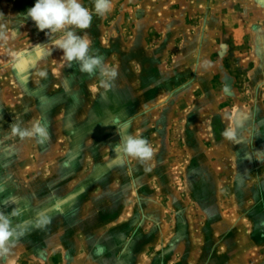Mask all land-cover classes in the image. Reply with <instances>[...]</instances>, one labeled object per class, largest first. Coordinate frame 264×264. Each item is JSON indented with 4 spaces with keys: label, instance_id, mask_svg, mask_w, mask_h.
I'll return each instance as SVG.
<instances>
[{
    "label": "rangeland",
    "instance_id": "1",
    "mask_svg": "<svg viewBox=\"0 0 264 264\" xmlns=\"http://www.w3.org/2000/svg\"><path fill=\"white\" fill-rule=\"evenodd\" d=\"M17 1L0 0V23H11L0 25V106L6 119L14 114L0 121V198L20 199L14 223L40 212L50 222L39 236H21L6 264H68V180L75 186L99 164L106 198L118 193V129L154 149L146 186L153 253L167 250V264H264V0H113L85 30L119 70L106 93L98 77L50 51ZM16 109L22 126L48 125L47 143L11 136Z\"/></svg>",
    "mask_w": 264,
    "mask_h": 264
},
{
    "label": "crops",
    "instance_id": "2",
    "mask_svg": "<svg viewBox=\"0 0 264 264\" xmlns=\"http://www.w3.org/2000/svg\"><path fill=\"white\" fill-rule=\"evenodd\" d=\"M35 2L36 0H18L16 9L18 12L29 9ZM2 22L0 25L11 24L8 20ZM11 37V41H16L18 51V28ZM16 73L19 77L18 70ZM17 81L19 84V80ZM16 112V121H19L18 110ZM4 115L0 106V121L7 118ZM11 120H14V114L6 119L7 122ZM99 166L98 164L94 174H83L75 186L70 185L71 180H68V264H83L82 259L86 257L90 259L91 264H167V250L152 252L153 235L158 231L149 223L152 213L147 205L152 198L148 197L146 186L152 171L147 168V162L140 164L136 160L131 161L130 158L129 161L122 162L119 157V161L112 167L114 186L119 191L107 198L103 188L105 168ZM69 186L72 188L69 189ZM124 192L128 198L122 196L121 193ZM106 199L118 203L105 206ZM19 200L13 194L11 197L7 195L5 199L0 198V210L7 212L10 207L18 205ZM126 201L132 203L128 209L123 207ZM32 229V233L28 231L25 233L33 236L42 233L37 227ZM94 246H97L96 252L88 255L87 251ZM74 250H80L81 254L72 252ZM149 250L151 252L146 254ZM142 252L145 257L140 261L138 253ZM176 264L187 263L184 258H178Z\"/></svg>",
    "mask_w": 264,
    "mask_h": 264
},
{
    "label": "clouds",
    "instance_id": "3",
    "mask_svg": "<svg viewBox=\"0 0 264 264\" xmlns=\"http://www.w3.org/2000/svg\"><path fill=\"white\" fill-rule=\"evenodd\" d=\"M92 7H86L83 0H36L34 6L27 10L26 18H31L36 28L49 38L52 48L63 52L62 59L71 67L77 64L81 73L89 77H98L99 86L106 93L115 88L119 70L106 63L105 58L91 47V40L85 32L93 17L106 18L113 10V0H91ZM79 32H85L84 35ZM45 45V44H44ZM39 75L46 78V72ZM22 121L10 125L11 136L20 140L34 138L38 143L45 144L50 139L48 125L41 121L31 127L22 126ZM125 129L131 123L123 125ZM120 141L114 146L115 154L120 158H131L140 164L150 161L154 149L149 140L142 134H120ZM222 136L230 141L237 140L232 129H225ZM22 215V209L14 207L10 212L0 210V264H6L13 253L19 238L32 227L44 228L50 222L45 213L40 212L30 220L15 222L14 218Z\"/></svg>",
    "mask_w": 264,
    "mask_h": 264
}]
</instances>
